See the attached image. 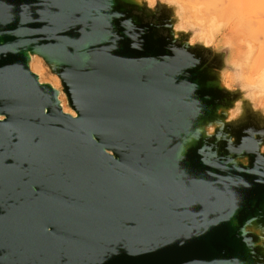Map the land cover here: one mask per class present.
<instances>
[{
    "label": "water",
    "instance_id": "95a60500",
    "mask_svg": "<svg viewBox=\"0 0 264 264\" xmlns=\"http://www.w3.org/2000/svg\"><path fill=\"white\" fill-rule=\"evenodd\" d=\"M181 23L169 0H0V264H264V107Z\"/></svg>",
    "mask_w": 264,
    "mask_h": 264
},
{
    "label": "bare ground",
    "instance_id": "6f19581e",
    "mask_svg": "<svg viewBox=\"0 0 264 264\" xmlns=\"http://www.w3.org/2000/svg\"><path fill=\"white\" fill-rule=\"evenodd\" d=\"M171 3H175L178 6V16L181 18L180 29L184 30L187 26L196 27L199 29L198 37L202 40L205 46L209 47L215 41V38L211 33L214 28V20L218 18V14L221 11H227L230 8L237 10L239 15V23L234 27L233 30H230L231 38L223 40L224 43L235 46L233 39H238L239 42L236 43L237 51L236 56L233 55L232 67L234 68L236 74L233 75L229 73L226 77L228 81L230 79L231 83H234V79L242 81L246 89L250 90L252 97L255 100L256 107H264V3H261L260 0H232L230 4L223 5L222 9L219 10V7L215 5V2L218 0H169ZM223 1V0H221ZM151 7H153V1L148 0ZM187 3L193 2L194 7L199 13L204 17L200 22L193 24H188V22H183V15L180 13V10H183L184 13L190 11L189 8H186ZM185 3V4H184ZM232 3V5H231ZM183 4V5H182ZM178 29V27H177ZM250 32V37H246V33ZM207 33V37L205 35ZM228 36V35H227ZM241 41V42H240ZM195 40H192L194 43ZM248 47L250 54H242V48ZM234 49V48H233ZM255 52L258 54L255 55ZM245 59V63L242 64L241 60ZM31 71L39 77L41 83H49L55 89H61V81L59 77L52 76L50 79H44V74L46 73V65L44 64L43 59L38 56H34L31 60ZM226 82V81H225ZM226 85L228 88L231 85ZM60 101L62 103V108L64 113L69 114L73 117L76 116V113L68 107L67 98L64 93L60 95Z\"/></svg>",
    "mask_w": 264,
    "mask_h": 264
},
{
    "label": "rangeland",
    "instance_id": "374dc122",
    "mask_svg": "<svg viewBox=\"0 0 264 264\" xmlns=\"http://www.w3.org/2000/svg\"><path fill=\"white\" fill-rule=\"evenodd\" d=\"M151 1H153L152 3H153V6H154L156 0H151ZM231 1L232 0H223V1L218 0V1L215 2V5L219 7V10H221L222 7H223L222 3L224 5H228V4H230ZM185 5H187L185 7L189 8L190 11H187L186 13H184L183 10H180V13L183 15V22L187 21L188 24H193V23L197 22V20H200V22H201L204 19V17L199 13V11H197L195 9V7H194L195 5H194L193 2H190V3L186 2ZM231 5H232V3H231ZM218 15H219L218 18L216 20H214V28H213V32L211 33V35H213L214 38H215V41L212 43V45L221 46V45L227 44V43L223 42L224 39L227 40V39L232 37L230 35V30H233L234 27L239 23V15L237 13V10H233V8H230L227 11H221ZM245 33H246L247 39H248V37L251 38L250 37L251 34H250L249 31H247ZM205 35L207 37V33L206 32H205ZM233 40H234L235 46L237 47L236 43H238L239 40L238 39H233ZM227 45L230 46L231 49H232V57H233V55L237 57V55H235V53L237 51L236 47L235 46L232 47L229 44H227ZM242 54L244 55V57H245V54H250L249 49H248L247 46H245V48H242ZM257 55L258 54L255 52V55H253V57L257 56ZM241 61H242V64L245 63L244 62L245 59L241 60ZM52 76H54V75H51L49 69L47 68L46 69V73L43 76L44 79L48 80ZM235 81L236 80L234 79V83L233 84H235ZM230 84H232L230 79L228 81L226 80L225 85H230Z\"/></svg>",
    "mask_w": 264,
    "mask_h": 264
},
{
    "label": "snow or ice",
    "instance_id": "6c2138e0",
    "mask_svg": "<svg viewBox=\"0 0 264 264\" xmlns=\"http://www.w3.org/2000/svg\"><path fill=\"white\" fill-rule=\"evenodd\" d=\"M261 3H264V0H260Z\"/></svg>",
    "mask_w": 264,
    "mask_h": 264
}]
</instances>
